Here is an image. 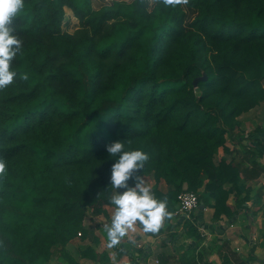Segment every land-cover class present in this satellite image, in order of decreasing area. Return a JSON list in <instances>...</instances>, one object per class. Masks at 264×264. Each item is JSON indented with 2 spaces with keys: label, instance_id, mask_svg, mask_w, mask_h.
Returning <instances> with one entry per match:
<instances>
[{
  "label": "trees",
  "instance_id": "obj_1",
  "mask_svg": "<svg viewBox=\"0 0 264 264\" xmlns=\"http://www.w3.org/2000/svg\"><path fill=\"white\" fill-rule=\"evenodd\" d=\"M24 4L12 21L23 41L17 76L0 89V264H40L55 253L78 264L70 241L100 243L84 221L112 205L107 145L116 140L149 154L134 175L153 176L171 215L184 188L216 220L249 200L237 162L218 152L237 118L264 101V0ZM66 8L78 20L73 32ZM183 227L196 235L190 218ZM122 244L104 247L98 263L123 256Z\"/></svg>",
  "mask_w": 264,
  "mask_h": 264
},
{
  "label": "crops",
  "instance_id": "obj_2",
  "mask_svg": "<svg viewBox=\"0 0 264 264\" xmlns=\"http://www.w3.org/2000/svg\"><path fill=\"white\" fill-rule=\"evenodd\" d=\"M218 154L237 162L241 182L246 188L244 194L250 196L249 200L242 207H236L232 216L223 214L218 220L213 217L212 207L198 206L191 212V217L189 215L196 227V235L187 234L183 227L184 218L174 214L169 221L164 220L161 233L154 236H148L136 223L125 236L129 242L160 237L155 248L148 243L137 244L134 255L138 248H143V253L136 259V264H225L226 259L229 264H264V101L237 118L233 134L226 142V150L220 148ZM149 177L154 185L151 174L142 178ZM160 183L164 182L158 184L164 190ZM234 200L232 193L227 203L234 206ZM114 208V205L104 204L103 213H90L84 221L94 235L98 236L96 232H100L105 236L104 247H107V234L101 226L110 223ZM94 215L99 218L96 223H93ZM166 225L171 226L170 229L166 230ZM134 232L138 239H133ZM111 254L114 253H110V257Z\"/></svg>",
  "mask_w": 264,
  "mask_h": 264
},
{
  "label": "clouds",
  "instance_id": "obj_3",
  "mask_svg": "<svg viewBox=\"0 0 264 264\" xmlns=\"http://www.w3.org/2000/svg\"><path fill=\"white\" fill-rule=\"evenodd\" d=\"M187 3L188 0H165V3ZM24 0H0V89L10 85L17 72L12 67L13 60L20 52L23 41L15 34L13 18L24 8ZM22 79H28L24 74ZM107 153L114 163L111 165L110 203L115 206L110 223L104 225L107 234V246L119 244L137 222L143 231L157 232L164 220L171 216L166 199H159L146 185L141 175L149 160V154L140 148L126 146L124 140H116L107 145ZM6 168L5 160L0 158V173ZM129 180L134 183L129 185ZM123 189V191H118Z\"/></svg>",
  "mask_w": 264,
  "mask_h": 264
},
{
  "label": "rangeland",
  "instance_id": "obj_4",
  "mask_svg": "<svg viewBox=\"0 0 264 264\" xmlns=\"http://www.w3.org/2000/svg\"><path fill=\"white\" fill-rule=\"evenodd\" d=\"M129 1V0H127ZM64 27L68 32H73L77 27H78V20L72 15L71 10L66 8V20L64 23ZM146 185L150 188L151 186H153V180L151 177L149 178H144ZM132 185V184H130ZM160 187L162 189H166L167 186L163 183H160ZM152 188V187H151ZM150 188V189H151ZM121 190V189H120ZM92 214V213H91ZM94 219L95 221L93 223L98 222L99 218L96 217V215H94ZM104 227V226H101ZM104 228H102L103 230ZM133 229V228H132ZM98 237H99V241H101L98 245H94V243H92L89 239L85 240V241H81L78 240V238H74L72 241L69 242V244L66 245L67 250L71 253V255L74 256L75 260L77 261L78 264H99L98 260H97V254L104 248V237L100 232H96ZM133 239H138V237L135 235V232L132 233ZM123 242V250L125 251L124 255L117 258L114 256V254H111V264H122V263H128L130 262L132 259H135L134 256V248L138 247L137 244L138 243H148L149 245H151L153 248L156 247V245H158L160 243V237L155 238L154 240H151L150 238H148V241L142 242V241H133L132 242H128L126 243L125 241H123V239H121ZM90 248L94 249L95 252H93L92 250H90ZM90 251V252H89ZM136 259H139V257H137ZM40 264H65L63 263L62 259H59L57 257V253H55L50 260H47L45 262H42Z\"/></svg>",
  "mask_w": 264,
  "mask_h": 264
},
{
  "label": "built area",
  "instance_id": "obj_5",
  "mask_svg": "<svg viewBox=\"0 0 264 264\" xmlns=\"http://www.w3.org/2000/svg\"><path fill=\"white\" fill-rule=\"evenodd\" d=\"M178 206L174 215L182 218H189L190 213L199 206L198 196L195 192L182 189L177 195Z\"/></svg>",
  "mask_w": 264,
  "mask_h": 264
},
{
  "label": "water",
  "instance_id": "obj_6",
  "mask_svg": "<svg viewBox=\"0 0 264 264\" xmlns=\"http://www.w3.org/2000/svg\"><path fill=\"white\" fill-rule=\"evenodd\" d=\"M198 79H200V77L194 79L193 82H194L195 85H196V81H197ZM199 207H200V208H204V205L201 203V204L199 205Z\"/></svg>",
  "mask_w": 264,
  "mask_h": 264
}]
</instances>
